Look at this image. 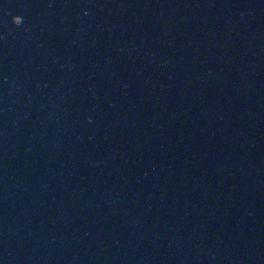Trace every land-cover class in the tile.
<instances>
[{
	"label": "water",
	"instance_id": "water-1",
	"mask_svg": "<svg viewBox=\"0 0 264 264\" xmlns=\"http://www.w3.org/2000/svg\"><path fill=\"white\" fill-rule=\"evenodd\" d=\"M0 264H264V0H0Z\"/></svg>",
	"mask_w": 264,
	"mask_h": 264
},
{
	"label": "clouds",
	"instance_id": "clouds-1",
	"mask_svg": "<svg viewBox=\"0 0 264 264\" xmlns=\"http://www.w3.org/2000/svg\"><path fill=\"white\" fill-rule=\"evenodd\" d=\"M12 20L16 25H20L22 23V18L20 16H13Z\"/></svg>",
	"mask_w": 264,
	"mask_h": 264
}]
</instances>
